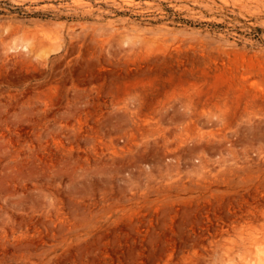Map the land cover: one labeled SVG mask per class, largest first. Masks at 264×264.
Wrapping results in <instances>:
<instances>
[{"label": "rangeland", "instance_id": "1", "mask_svg": "<svg viewBox=\"0 0 264 264\" xmlns=\"http://www.w3.org/2000/svg\"><path fill=\"white\" fill-rule=\"evenodd\" d=\"M0 264H264V0H0Z\"/></svg>", "mask_w": 264, "mask_h": 264}, {"label": "trees", "instance_id": "2", "mask_svg": "<svg viewBox=\"0 0 264 264\" xmlns=\"http://www.w3.org/2000/svg\"><path fill=\"white\" fill-rule=\"evenodd\" d=\"M172 12V11H171ZM180 21H182V22H185V20L184 19H180ZM187 22V21H186ZM189 23V22H188Z\"/></svg>", "mask_w": 264, "mask_h": 264}]
</instances>
